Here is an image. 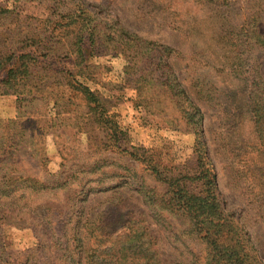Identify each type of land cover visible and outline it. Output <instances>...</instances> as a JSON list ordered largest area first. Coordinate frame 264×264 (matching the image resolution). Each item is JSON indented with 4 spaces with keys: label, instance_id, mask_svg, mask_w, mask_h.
I'll return each instance as SVG.
<instances>
[{
    "label": "rangeland",
    "instance_id": "1",
    "mask_svg": "<svg viewBox=\"0 0 264 264\" xmlns=\"http://www.w3.org/2000/svg\"><path fill=\"white\" fill-rule=\"evenodd\" d=\"M71 1L83 4L104 29L118 21L141 37L177 51L170 63L205 112L208 151L225 211L250 234L264 261V197L229 150L230 141L250 136L251 125H233L227 130L215 109L218 103L227 107L240 103L238 81L227 71L217 73L214 65L220 64L206 50L209 57L203 67L209 80L205 84L213 83L215 89H191L189 85L200 65L195 50L202 46L198 37L185 31L191 20L186 12L202 16L193 0H172L168 13L147 0H0V7L9 9L0 17V32L5 31L4 38L0 35V51L14 47L55 55L40 58L39 67L51 70V76L41 77L49 82H29L33 94L26 100L16 103L15 95H0L1 115L18 105L15 118L0 119V174L32 177L46 185L39 191H32L30 182L23 181L3 186L13 192L0 195V264H76L77 258L83 264H149L151 256L150 264H191L193 255L202 253V242L185 234L182 217L159 215L149 207L151 200L147 196V202L142 184L157 194H163L164 184L122 148L107 144L106 132L88 114L84 97L66 84L69 79L80 81L97 92L126 132L125 147L142 146L159 154L164 165H171L174 155L180 170L190 171L195 164V135L171 97L145 81V76L151 77L150 70L141 61L118 49L79 61L74 56L60 57L74 51L77 30L57 23L60 10L68 9ZM174 8L180 10L179 16L169 15ZM179 19L184 23L175 22ZM177 26L180 30L174 29ZM65 30L73 34L66 35ZM32 39L35 44L29 47ZM199 90L218 98L215 108L199 100ZM233 90L236 98L229 94ZM92 220L91 225L103 230H94L87 238L86 225ZM97 235L103 237V246L96 245ZM78 237L85 238L82 247H77Z\"/></svg>",
    "mask_w": 264,
    "mask_h": 264
},
{
    "label": "trees",
    "instance_id": "2",
    "mask_svg": "<svg viewBox=\"0 0 264 264\" xmlns=\"http://www.w3.org/2000/svg\"><path fill=\"white\" fill-rule=\"evenodd\" d=\"M147 1L166 13L172 2V0ZM238 1L193 0L196 11L200 9L202 16L199 17L198 13L186 12L191 20L186 21L185 31L189 35L198 37L202 41V46L195 50V55L200 58V65L198 71H193L189 85L191 89H215V84L211 83L208 87L205 84V81L209 80L205 74L206 69L203 67L209 57L206 50H210L211 55L220 64V67L214 65L217 73L227 71L228 74L233 75V79L238 81L237 88L241 89L240 103H236L233 107L217 104L218 98L211 93H206L207 91L199 90L196 94L199 100L205 101L210 106L217 104V108L213 107L218 111L221 125L227 127V130L233 125L243 126L245 123L251 125L250 136L236 137L235 141H230L232 146L229 150L238 157L240 163H243L245 173L249 175L256 189L264 197V72L262 71L264 57H261L264 54V0H243L242 4ZM68 5V9L60 10L57 23L77 30L73 35L74 51L60 57L67 59L74 56L77 60L78 58L83 60L87 55L108 54L113 49H118L132 59L141 61L144 69L147 66L150 70L148 75L151 77L145 76V81L160 86L163 93L171 97L177 111L196 137L193 147L195 164L190 171L185 173L180 170L174 155L170 159L171 165H164L159 159L160 155L155 152L146 150L142 146L125 147L128 142L126 132L115 119L116 115L110 113L106 102L97 92L80 81L73 80L72 83L69 79L66 84L72 88V92L84 97L89 110L88 114L106 132L107 144L122 148L130 159L145 165L155 180L164 184L163 194H157L156 189L147 187L145 184H142L143 193L147 202H149L148 197L150 198L149 207L152 211L159 215L168 213L182 217L186 222L185 234L202 242V253L194 254L191 264H264L250 234L235 221L232 213L225 211L219 191L217 171L208 151L205 112L191 98L170 63L172 54L177 51L169 45L141 37L118 21H113L111 26L104 29L103 23L98 22L95 15L89 14L83 4L71 1ZM78 10H80L79 13ZM6 13H9V9L0 7V17ZM171 13L179 16L180 10L174 8L169 15ZM183 20L179 19L175 22L183 24ZM180 27L177 26L174 29L180 30ZM65 32L66 35L73 34L71 30H65ZM0 35L4 38L5 31L0 32ZM103 37L106 38L103 39ZM31 42L29 47L35 44L34 39ZM37 52L38 49L19 51L14 47L4 52L0 51V95H15L16 103L22 102L33 94L32 90L28 89L29 82H36L37 79L40 80L39 82H49L41 79L44 76H51V70L39 67L42 63L40 58L54 54L46 52L38 55ZM36 85H38L37 82ZM234 91L229 93L232 98L233 96L236 98ZM8 123L16 124L13 120ZM8 138L14 140L11 135ZM10 181L30 182L28 186L32 191H39L46 187L32 177L0 174V195H9L13 192V189L3 188ZM261 201L264 206V199ZM94 222L95 220L87 222L85 237L88 238V234L93 235L94 230H103L99 226L95 228L90 224ZM97 236L96 245L103 246L105 243L103 237ZM84 239L78 237L75 240L77 247L83 246ZM69 246L67 245V248ZM91 246L86 248L87 254ZM94 252L96 253L95 250ZM152 260L153 256L148 259L149 264ZM75 263L83 264L80 258H77ZM64 264L67 263L64 262Z\"/></svg>",
    "mask_w": 264,
    "mask_h": 264
},
{
    "label": "crops",
    "instance_id": "3",
    "mask_svg": "<svg viewBox=\"0 0 264 264\" xmlns=\"http://www.w3.org/2000/svg\"><path fill=\"white\" fill-rule=\"evenodd\" d=\"M16 102V101H15ZM4 112H8L7 115H1L0 114V119H12V118H15L16 115H17V106L16 104L13 106H10L8 108H6L5 110H3Z\"/></svg>",
    "mask_w": 264,
    "mask_h": 264
}]
</instances>
